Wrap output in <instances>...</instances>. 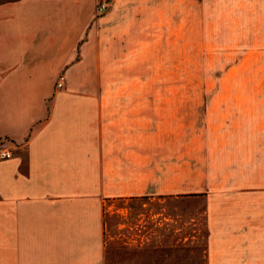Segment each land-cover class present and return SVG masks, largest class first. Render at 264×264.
Here are the masks:
<instances>
[{
  "label": "crops",
  "instance_id": "0c3cea01",
  "mask_svg": "<svg viewBox=\"0 0 264 264\" xmlns=\"http://www.w3.org/2000/svg\"><path fill=\"white\" fill-rule=\"evenodd\" d=\"M92 19L91 0H0V264H114L105 217L132 200L123 264H194V224L162 216V196L191 191L163 188L158 96L73 87L97 82ZM250 159L202 192V264H264V159Z\"/></svg>",
  "mask_w": 264,
  "mask_h": 264
},
{
  "label": "rangeland",
  "instance_id": "374dc122",
  "mask_svg": "<svg viewBox=\"0 0 264 264\" xmlns=\"http://www.w3.org/2000/svg\"><path fill=\"white\" fill-rule=\"evenodd\" d=\"M101 1L108 6L97 13ZM91 2L98 78L73 87L82 96H158L168 120L154 129L163 188L191 191L162 196V216L194 224V264H202L203 190L224 171L248 169L251 157L264 159V0ZM56 82L64 87L63 76ZM128 204L106 212L108 263L123 264L125 226L138 221L140 201Z\"/></svg>",
  "mask_w": 264,
  "mask_h": 264
},
{
  "label": "built area",
  "instance_id": "2783aa9c",
  "mask_svg": "<svg viewBox=\"0 0 264 264\" xmlns=\"http://www.w3.org/2000/svg\"><path fill=\"white\" fill-rule=\"evenodd\" d=\"M108 6V2H105V1H101L100 3H98L96 5V12L97 13H101L103 12L104 10H106ZM62 80V76H59L58 79H57V86H60L61 85V81ZM12 156V152L9 148H5L2 146V144H0V160L2 159H8Z\"/></svg>",
  "mask_w": 264,
  "mask_h": 264
}]
</instances>
